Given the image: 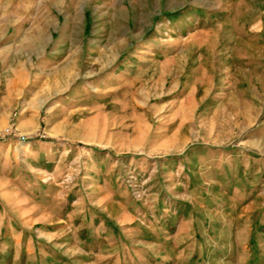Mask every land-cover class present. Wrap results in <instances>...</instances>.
Here are the masks:
<instances>
[{"label": "rangeland", "instance_id": "obj_1", "mask_svg": "<svg viewBox=\"0 0 264 264\" xmlns=\"http://www.w3.org/2000/svg\"><path fill=\"white\" fill-rule=\"evenodd\" d=\"M0 264H264V0H0Z\"/></svg>", "mask_w": 264, "mask_h": 264}]
</instances>
